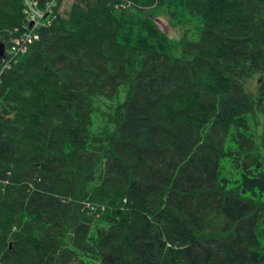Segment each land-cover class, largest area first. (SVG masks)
I'll use <instances>...</instances> for the list:
<instances>
[{"label": "trees", "instance_id": "16d2710c", "mask_svg": "<svg viewBox=\"0 0 264 264\" xmlns=\"http://www.w3.org/2000/svg\"><path fill=\"white\" fill-rule=\"evenodd\" d=\"M37 2L0 59V264H264V0Z\"/></svg>", "mask_w": 264, "mask_h": 264}, {"label": "built area", "instance_id": "2783aa9c", "mask_svg": "<svg viewBox=\"0 0 264 264\" xmlns=\"http://www.w3.org/2000/svg\"><path fill=\"white\" fill-rule=\"evenodd\" d=\"M25 13L27 20L29 21L30 29L25 31L20 37H16L12 40L11 48L6 50V55L9 56L10 60H14L17 55L23 54L27 50L28 44L34 42L39 37V33L36 29L42 25V20L45 16L43 9L38 6L37 0L26 1ZM32 23V24H30Z\"/></svg>", "mask_w": 264, "mask_h": 264}, {"label": "rangeland", "instance_id": "374dc122", "mask_svg": "<svg viewBox=\"0 0 264 264\" xmlns=\"http://www.w3.org/2000/svg\"><path fill=\"white\" fill-rule=\"evenodd\" d=\"M157 24L170 37H172V38H178V37H180V35H181V29L174 28L170 24V22L168 21V19L165 16H160L159 18H157ZM257 84H258V77L255 76L254 78L250 79L247 82L248 90H252L253 92L256 91Z\"/></svg>", "mask_w": 264, "mask_h": 264}, {"label": "water", "instance_id": "95a60500", "mask_svg": "<svg viewBox=\"0 0 264 264\" xmlns=\"http://www.w3.org/2000/svg\"><path fill=\"white\" fill-rule=\"evenodd\" d=\"M6 45L4 42L0 41V59L5 57Z\"/></svg>", "mask_w": 264, "mask_h": 264}, {"label": "bare ground", "instance_id": "6f19581e", "mask_svg": "<svg viewBox=\"0 0 264 264\" xmlns=\"http://www.w3.org/2000/svg\"><path fill=\"white\" fill-rule=\"evenodd\" d=\"M126 6H127V5H126ZM27 21H28V20H27ZM28 22H29V21H28ZM30 24H32V23H30ZM28 27H29V25H28ZM29 29H30V27H29ZM29 29H28V30H29ZM28 30H27V31H28ZM20 35H22V34H20ZM17 37H18V36H17ZM0 41H1V40H0ZM2 42H3V41H2Z\"/></svg>", "mask_w": 264, "mask_h": 264}]
</instances>
